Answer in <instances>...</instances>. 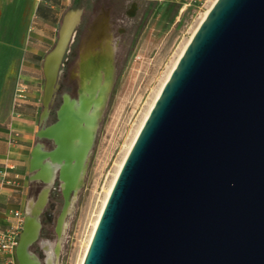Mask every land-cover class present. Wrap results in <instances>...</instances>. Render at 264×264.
Instances as JSON below:
<instances>
[{
  "label": "water",
  "instance_id": "95a60500",
  "mask_svg": "<svg viewBox=\"0 0 264 264\" xmlns=\"http://www.w3.org/2000/svg\"><path fill=\"white\" fill-rule=\"evenodd\" d=\"M64 25L54 47L64 48L63 57L72 38L61 44ZM57 78L46 74L45 93ZM105 89L80 96L77 113L65 108V94L50 134H37L55 147L43 144L46 152L34 155L37 143L32 150L31 179L46 186L26 211L19 264H43L31 247L57 179L66 199L61 229L94 145ZM46 159L59 164L52 182L38 177ZM83 264H264V0L213 4L128 153Z\"/></svg>",
  "mask_w": 264,
  "mask_h": 264
},
{
  "label": "rangeland",
  "instance_id": "374dc122",
  "mask_svg": "<svg viewBox=\"0 0 264 264\" xmlns=\"http://www.w3.org/2000/svg\"><path fill=\"white\" fill-rule=\"evenodd\" d=\"M213 1L140 0L139 10L134 16H110L112 36L106 43L112 45L114 69L110 79L104 78L107 87L104 102L98 111L94 145L88 155L81 184L70 199L60 230L59 220L66 199L61 180L57 179L52 186L48 203L40 217V237L31 247L32 253L43 264L81 263L121 162L166 78ZM135 11L136 8H133L131 13ZM14 24H18L19 30L25 28L26 7H20ZM78 26L61 65L58 80L61 89L55 92L49 104L47 119H43L47 108L44 105L46 80L40 84L39 114L33 121L34 131H37L33 148L37 143L44 144L46 149L55 147L53 140L39 138L37 134L41 128L57 120L56 111L62 102L63 93L78 97L79 53L85 49L89 34L86 26H81L79 31ZM82 31L84 33L79 41L80 37L75 36ZM18 55L17 51H12L13 59ZM2 56L8 57L9 53L2 50ZM8 67L16 69L15 65H0L4 74L0 81V116L6 115L11 99L9 95L13 90L15 101L19 84L17 82L15 88L12 77L8 75L9 72L7 74ZM34 185L30 203L38 198L46 186L42 181Z\"/></svg>",
  "mask_w": 264,
  "mask_h": 264
},
{
  "label": "crops",
  "instance_id": "0c3cea01",
  "mask_svg": "<svg viewBox=\"0 0 264 264\" xmlns=\"http://www.w3.org/2000/svg\"><path fill=\"white\" fill-rule=\"evenodd\" d=\"M140 0H0V65H15L7 70L14 81L26 84L24 98L13 101L0 116V223L15 222V212L25 216L37 181L31 179L30 161L36 132L33 121L39 114L41 82L45 79L46 56L56 46L60 31L70 11L79 13L77 26L85 15L134 16ZM20 7H26V25L19 30L14 24ZM136 8L135 13H131ZM17 25V26H16ZM76 26V27H77ZM12 51L18 52L13 59ZM4 75L0 68V81ZM43 146V144H42ZM0 256V264H11ZM14 264H17V260Z\"/></svg>",
  "mask_w": 264,
  "mask_h": 264
},
{
  "label": "bare ground",
  "instance_id": "6f19581e",
  "mask_svg": "<svg viewBox=\"0 0 264 264\" xmlns=\"http://www.w3.org/2000/svg\"><path fill=\"white\" fill-rule=\"evenodd\" d=\"M215 2H216V0L213 1L210 8L206 11L204 17L202 18V21L204 20V18L206 17V15L208 14L209 10L211 9V7L213 6V4ZM78 20H79V13L78 12L70 11L68 13V15L66 17V22H65L64 28L62 30V42H61V44H66L68 42L69 38L73 36L72 33H73V30L77 26ZM197 28H196V30H197ZM196 30L193 32L190 40L192 39ZM111 36H112V32H111V25H110V15H109L108 11H106V12L101 13V15L98 17L96 23L93 25L91 35H90L89 40L87 42V47L85 48V50H83V53H82V59L80 61L81 76H82V85H81L80 96L89 95V94H95L98 96L105 89V83H104L105 72L110 70L112 65H113V57L111 54V48H112L111 46L112 45L106 43V40L111 38ZM190 40L188 41V43L190 42ZM188 43L184 47L181 55L183 54L184 50L186 49ZM63 49L64 48H61V49L60 48L59 49L54 48L48 54V56L46 58V62H45V80H46V74L49 76V78H54L56 73H57L58 77H59L60 68H61V64L63 61V53H64ZM181 55H180V57H181ZM179 58H178V60H179ZM178 60L176 61V63L174 65V67L172 68L170 74L166 78V81L170 77L173 69L175 68L176 64L178 63ZM166 81L164 82L163 86L165 85ZM57 83H58V78H57V82L54 84L53 88H52V86H50L48 91L45 93L44 104L46 105L47 108L44 110V113H43L44 119H46L48 117V112H49L48 107H49V104L51 102V95H52L54 89L56 88ZM45 85H46V81H45ZM163 86L161 87L156 99L154 100L149 111L147 112L141 126L139 127V129H138V131H137V133H136V135H135V137H134V139H133V141H132V143H131V145H130V147H129V149H128V151H127V153L123 159V161L120 164L119 170H118V172H117V174H116V176L112 182L111 187L109 188V190L107 192V196H106L104 203H103V206L100 210L98 219L94 225V229L92 231L90 240L86 246V250L84 252V255L82 257V261L80 264H83V262H84L86 253H87L89 245H90V242H91L92 237L94 235V232L98 226L100 217H101L102 212L104 210V207L107 203L109 195L112 191V188L116 182L118 174H119V172H120V170H121V168H122V166L126 160V157L128 156V153L130 152L141 128L143 127L152 107L154 106L158 96L160 95V93L163 89ZM66 99H67V105L65 106V108L67 109V111L69 113L82 112V106L80 104V97L79 98H73L72 96L66 94ZM97 111H98L97 106L92 108V110L90 112V116H89L90 121L93 119V117ZM90 121H88V122H90ZM51 130L52 129H49L46 126L39 131V135L41 137H44L46 135L48 136L50 134ZM44 152H46V149L42 146V144H40L37 147V149L34 151V155H37L38 153L43 154ZM58 166H59V164L54 163L50 159L42 160L41 161V167L39 169L40 173H39L38 177L40 175H44V177L46 178L47 181L52 182L54 179L53 176H54L55 171L58 168ZM46 198H47V191H44L42 193L39 201H38L37 206L33 209V213H32L33 217H36L41 212V208L44 205Z\"/></svg>",
  "mask_w": 264,
  "mask_h": 264
},
{
  "label": "built area",
  "instance_id": "2783aa9c",
  "mask_svg": "<svg viewBox=\"0 0 264 264\" xmlns=\"http://www.w3.org/2000/svg\"><path fill=\"white\" fill-rule=\"evenodd\" d=\"M27 88L25 84L19 83L16 93V101L24 98ZM16 220L10 225L0 223V256L7 257L8 263L14 264L17 260L16 250L23 230L24 218L20 212H15Z\"/></svg>",
  "mask_w": 264,
  "mask_h": 264
},
{
  "label": "flooded vegetation",
  "instance_id": "af4514ba",
  "mask_svg": "<svg viewBox=\"0 0 264 264\" xmlns=\"http://www.w3.org/2000/svg\"><path fill=\"white\" fill-rule=\"evenodd\" d=\"M97 19H98V17H96L95 16V18L94 17H90V16H83L82 17V21L80 22V24H79V26H78V31H79V29L81 28V26H86L85 28L87 29V31H89V34H88V39H87V42H88V40H89V37H90V35H91V32H92V27H93V25L96 23V21H97ZM76 29V28H75ZM75 31V30H74ZM111 32H112V29H111ZM78 34H76V36L75 37H80L79 38V41L81 40V38H82V33H84L83 31L79 34V32H77ZM87 42H86V47H87ZM85 47V48H86ZM85 50V49H84ZM67 52V51H66ZM82 53H83V51H81L80 53H79V80H80V82H79V89H78V97H73L71 94H69L68 92H65V93H63V95H62V102H61V104L63 103V101H64V95L65 94H68V95H70V96H72L73 98H79L80 97V92H81V85H82V76H81V67H80V61H81V59H82ZM66 54V53H65ZM64 57H65V55H64ZM64 57H63V60H64ZM67 60L69 61L70 60V58H67ZM63 62V61H62ZM62 65V64H61ZM60 73H61V68H60ZM60 75V74H59ZM58 80H59V77H58ZM61 89V86H60V84L58 83V87H57V90H60ZM56 90V91H57ZM60 104V105H61ZM60 107V106H59ZM59 109V108H58ZM58 109H57V111H58ZM57 111H56V115H57ZM48 118V117H47ZM46 118V119H47ZM57 121V120H56ZM55 121V122H56Z\"/></svg>",
  "mask_w": 264,
  "mask_h": 264
}]
</instances>
